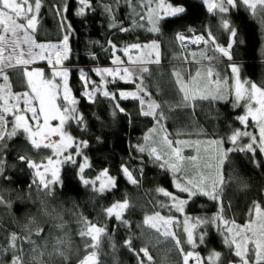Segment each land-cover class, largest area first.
<instances>
[{"label":"trees","instance_id":"trees-1","mask_svg":"<svg viewBox=\"0 0 264 264\" xmlns=\"http://www.w3.org/2000/svg\"><path fill=\"white\" fill-rule=\"evenodd\" d=\"M63 2L64 0H42L40 24L38 31L33 34L37 42L55 43L62 38L60 16L56 14L54 5ZM91 2L99 7L86 10L83 17L74 15L75 2L72 4V10L66 14L73 33L70 40L71 60L65 63L72 70L70 86L79 101V111L86 117L88 128V131H82V126L72 124L69 130L76 139L89 141V148L84 150L90 163L87 173L93 176L108 168L110 175L118 178V187L102 195L95 193L89 186L81 184L75 166L65 164L60 169V182L53 187L54 195H46L32 184L35 179L34 170L18 159L26 153L28 146L23 134H18L7 141L0 155L5 162L4 176L11 178V181L0 179V199L4 201L0 203V245H6L7 238L13 232L24 237L31 234L35 243L23 246L25 264H81L91 251L85 248L84 240L79 236L83 227L79 218L83 217L100 224L107 223V234L102 235L99 240L97 264H138L137 258L123 247L129 235L128 229L118 226L119 222L103 214V209L127 199L130 207L125 211L124 217L130 221L134 247L137 250L148 247L153 264H183V258L175 248L174 241L165 239L154 229L143 224L145 215H152L154 211H160L164 216L172 215L176 219L177 225L173 230L185 241L182 245L185 251L198 252L205 260L210 252L217 251L221 253L220 264H229V261L235 263L238 258L224 246L223 237L214 224L201 225L196 229L197 235L201 231L207 232L208 242L205 245L193 248L186 243V234L183 231L185 214L190 222L192 218L197 217L211 218L219 211L220 205L217 202L207 197H198L185 206V214L175 210L169 212L167 208L158 207L159 203L171 204V201L158 191L160 188L184 198L186 194L176 190L171 172L150 163L146 154L141 161V154L136 151L135 146L145 143L143 137L155 127V122L139 115L137 102L132 100L121 102L130 116L118 114L113 118L110 115L112 105L108 99L102 96L97 97L95 101L86 102V98L81 99L84 89L78 79V70L109 66L111 53L106 51L109 40L121 48L132 43L144 45L156 41L160 45L161 62L151 64L148 72L143 73L141 77L144 87L151 93V99L161 104L166 117L162 121L164 130L158 132L157 127L153 132L157 143L152 146L158 147L159 141L167 134L173 140L185 142L182 154L191 157L193 151L188 147L194 146L193 142L220 139L230 135L234 129H243L236 119L241 111L239 108H233L232 103L224 101H197L195 106L189 104L187 108L170 109L169 105L174 106L181 100L172 75L173 70L183 65L186 80L189 76L195 77L197 71L201 73L197 79L203 80L207 68L211 67L217 79L221 82L227 80L226 87L231 88L227 63L230 62L240 66L243 80L264 87V27L260 24V17H253L243 9L232 10L227 14L238 29V40L243 41L233 43V60L229 61L216 52L215 45L210 42L199 47L182 48L176 39L178 32L190 37H206L210 32L220 46H226L230 42L229 34L221 30L219 15L209 13L201 0H182L187 9L186 13L179 23L164 26L161 33L149 31L151 25L148 23L147 7L144 6L151 3V6L155 7L152 0H120V7L114 17L105 13L101 0ZM107 2L108 0H104V3ZM142 13L145 15L143 21L139 20ZM113 24L116 25L115 28L112 27ZM121 25L128 31H119ZM191 49L199 51L198 56L193 57L190 54ZM122 53L117 54L122 57ZM201 54L206 57L214 56L216 59L211 60L213 64H198L197 62L206 61L200 60ZM93 55L97 59L94 60ZM185 56L191 63L183 62ZM9 76L15 91L25 90L21 83V72L12 70L9 71ZM115 87L131 90L133 85L119 83ZM95 116L100 119L94 118ZM189 144L191 146H188ZM223 147L230 148L231 144L226 143ZM185 161L189 163L187 159ZM122 164L127 165L130 170H136L134 175L138 178V185L126 181L121 174ZM257 164L260 166L257 167ZM140 168H143L142 174L138 171ZM220 172L224 178V191L221 193L224 217L243 226L254 216L253 202L264 205V159L259 151L255 157L247 152H232L220 166ZM39 229L44 231L40 236H36L35 233ZM59 240L66 241V244L62 245L65 252L63 257L52 255L59 251L56 248ZM4 259L10 261L11 256Z\"/></svg>","mask_w":264,"mask_h":264},{"label":"snow or ice","instance_id":"snow-or-ice-1","mask_svg":"<svg viewBox=\"0 0 264 264\" xmlns=\"http://www.w3.org/2000/svg\"><path fill=\"white\" fill-rule=\"evenodd\" d=\"M75 2L74 15L83 17L86 10H94L99 5L93 4L91 0H64L62 4L54 5L56 14L60 16V28L62 38L58 42H37L34 35L38 31L40 24L39 14L42 8V0H0V155H2L7 141L16 137L18 133L26 136L31 147L36 150L48 149L52 155L46 156L37 162L28 155L18 157L29 169L34 170L32 184L42 190L46 195H54L53 187L60 182V166L71 164L78 168L79 179L98 194L111 192L118 187V178L110 175V170L105 168L95 177V179L85 178V170L90 167L89 157L85 153L90 144L87 140L74 138L67 131L73 121L77 126H82V131H88L86 117L78 109V99L73 94L70 86V72L72 71L65 62H70L71 36L73 29L67 22V13L72 10ZM147 6L148 23L151 25L149 31L161 33L162 28L167 24L179 23L180 18L187 9L182 0H152ZM103 10L106 14L115 16V12L120 7V0H108L104 3ZM207 11L213 15H219L221 30L230 36V42L226 46H220L215 36L210 32L205 35L194 37L186 36L182 33L176 34V39L182 46L191 43L194 45L212 43L215 51L229 61L233 60V43H243L238 40V29L230 21L229 14L232 10L243 9L250 12L253 17H260V24L264 27V0H203ZM125 6L127 4L125 3ZM145 15H139V20L143 21ZM112 27H116L115 24ZM119 31L126 32L124 26L119 27ZM189 31H191L189 29ZM106 51L111 53L109 64L111 66L94 67L92 69H79L78 79L82 82L84 89L81 99L86 98V102L95 101L97 97H104L112 105L110 115L115 118L118 114L128 115L127 109L122 106V101L132 100L137 102L138 113L142 117L151 118L155 122V127L143 137L145 143H138L135 148L141 154H146L149 162L161 169L173 174L174 186L179 193L186 194V198L165 191L163 188L158 191L167 197L171 204L159 203V208H167L169 212L175 210L185 214V206L198 197H207L220 205L219 211L211 218H192V222L185 214L183 231L186 234V243L193 248L198 245H205L207 232L201 231L196 234V229L201 225L214 224L217 231L223 237V244L231 253L238 258L235 264H264V205L253 202L252 212L254 219H250L245 225H237L236 222L225 219L223 214V203L221 193L224 191L222 185L224 178L220 172V166L224 164L229 153L247 152L255 157L257 151L264 154V87L257 86L248 80L241 78V69L235 63H230L232 85L227 88L228 81L217 79L211 67L206 70L203 80L197 79L201 73L197 71L196 76H189L185 79L183 75V65L173 70L175 85L181 100L176 105H169V108L184 107L189 104L195 106L197 101H224L232 103L233 108L244 106L246 113L239 115L236 119L243 126V129H234L231 134L220 139H213L210 144L216 146L218 165L208 174H197L189 176L184 169L185 160H189L194 166L197 164V156L185 157L182 154V146L185 142L173 140L165 134L159 141L160 147H153L157 141L153 138V132L158 127L164 130L162 121L166 119L162 106L151 99V93L146 90L143 81L136 83L137 77L135 66L140 65L141 73L148 72L147 64H160V45L153 41L151 45L132 43L123 48L117 46L112 41H108ZM123 52L127 57L125 61L117 53ZM135 54V58H134ZM193 57L196 53L191 54ZM203 56V54H201ZM93 59H97L93 55ZM179 59V57H177ZM214 60L216 57H207ZM38 62H46L49 66L51 76L46 75L45 69L33 67ZM184 63H191L184 57ZM7 70L19 71L22 73V86L25 88L20 93L13 92ZM99 78V82L93 79ZM110 78V79H109ZM119 83L134 84L135 91L119 89L115 86ZM214 85V87H213ZM111 86V87H109ZM230 97L233 99L230 100ZM147 98V99H146ZM15 101V103H12ZM62 101V103H61ZM22 105V107H21ZM12 119L9 120L8 117ZM94 118L100 119L99 116ZM56 121V124L52 122ZM249 121L258 128V136L250 133L247 129ZM11 125L10 131H4L6 126ZM54 137L58 139H54ZM248 138L249 142L242 144L241 141ZM99 141V138H97ZM230 143L232 147L224 148L223 145ZM239 145V147L237 146ZM188 146H191L190 144ZM257 167L260 165L257 164ZM125 164L121 165V174L129 184L138 185V178ZM138 171L143 173V168ZM5 162L0 158V179L11 181L10 177L4 176ZM98 185V187H97ZM0 203H4L0 199ZM130 207L125 199L123 202H115L111 206L103 209V214L107 218H114L119 222L118 226L128 229L129 235L125 239L123 247L132 253L138 264H153V257L149 254L148 247H141L138 250L134 247V236L130 228V221L124 217V213ZM79 223L83 225L79 236L84 240L85 248L91 249L81 261V264H97V250L99 240L102 235L107 234V223H97L87 218H79ZM143 224L154 229L165 239L174 241L175 248L183 258V264H190L192 260L196 264H220L221 253L212 251L207 260L200 257L198 252L185 251L182 241L173 228L177 225L176 219L172 215L164 216L160 211H154L152 215H145ZM44 229H39L35 235L40 236ZM6 245H0V264H25L24 245H34V241L29 236H20L13 232L8 238ZM160 241L158 240L157 243ZM66 241H57L58 252L52 255L63 257L65 252L62 245ZM35 250V249H33ZM115 250V246H114ZM142 254V255H141ZM11 256L10 261L4 259ZM229 264H233L229 261Z\"/></svg>","mask_w":264,"mask_h":264},{"label":"rangeland","instance_id":"rangeland-1","mask_svg":"<svg viewBox=\"0 0 264 264\" xmlns=\"http://www.w3.org/2000/svg\"><path fill=\"white\" fill-rule=\"evenodd\" d=\"M202 2H203V0H201ZM206 6V5H205ZM148 45H151V43L150 44H148ZM200 45H202V44H198V45H194V44H191V43H187V45H186V47L185 46H182V48H189L190 46H192V47H199ZM215 49V48H214ZM198 52L199 51H195V50H193V49H191V51H190V54H192V53H196V56H198L197 54H198ZM123 54V53H122ZM122 58L125 60V61H127V57L126 56H124V54L122 55ZM134 58H135V54H134ZM198 58V57H197ZM227 59V58H226ZM200 60H206L204 63H202V62H197L198 64H213V62H211L210 60H208L207 59V57H206V55H204L203 54V56L201 55V57H200ZM227 63H229L230 64V62H227ZM152 64H154V63H152ZM151 64H147V65H144V66H146L147 68L150 66ZM109 66H111V65H109ZM33 67H39V68H43V69H45V72H46V75H48L49 77L51 76V73H50V71H49V66L47 65V63L46 62H38L37 64H35V65H33ZM105 67V66H104ZM140 65H136L135 66V72H136V77H137V80H136V83H140L141 82V77H142V74L143 73H141L140 71H139V69H140ZM94 68V67H93ZM92 69V68H91ZM8 72L9 71H12V70H7ZM229 71H230V76H231V70H230V67H229ZM93 78H94V80H97V82H99V78H96V77H94L93 76ZM110 79V78H109ZM3 82L2 81H0V84H2ZM232 83H233V81H232V78H231V85H232ZM124 84V83H123ZM12 85V84H11ZM131 85H133V88L131 89L132 91H135V85L134 84H131ZM13 92H15V93H20V92H22V91H24V90H21V91H15L14 89H13V87H12V89H11ZM147 99V98H146ZM232 99H233V97H232ZM12 103H15V101H13ZM61 103H62V101H61ZM21 107H22V105H21ZM239 109H240V115H243V114H245L246 113V108L244 107V106H241V107H238ZM236 109V108H235ZM8 119L9 120H11L12 119V117L11 116H9L8 117ZM53 124H56L57 122L56 121H53L52 122ZM73 124V126H77L76 125V123H75V121H73L72 123H71V125ZM4 131H10L11 130V125L9 124L8 126H6V128L5 129H3ZM157 130H158V132H161L160 130H159V128H157ZM250 133H254L255 135H257L258 136V128H257V126L255 125V124H253L251 121H249V127H248V129H247ZM67 131L69 132V134L71 135V133H70V130H69V127H68V129H67ZM18 134H22V133H18ZM23 136L25 137V139H26V136L23 134ZM74 137V136H73ZM75 138V137H74ZM54 139H58V138H56V137H54ZM27 140V139H26ZM213 139H207V140H203V141H199V142H193L194 143V146H191V147H188V148H192L191 150L193 151V152H191L192 153V156H197V158H198V160H197V164H196V166H194L193 165V163L191 162V161H189L188 160V162L189 163H187L186 161L184 162V164H183V166H184V169H185V172L186 173H191V175L190 176H194V175H197V174H201V173H203V174H208V173H210V172H212L215 168H216V166H217V164H218V159H217V150H216V146L215 145H212V144H210V141H212ZM243 140H245V141H243ZM242 141H241V143L242 144H246V143H248L249 142V140H248V138H244ZM28 142V141H27ZM161 145H158V147H160ZM238 147H239V145H237ZM183 147H185V145L183 146ZM231 147H232V145H231ZM26 151V153L23 155V156H25V155H28L30 158H32L33 160H35V161H37V162H39V161H41V160H43L46 156H48V155H52V153H51V151L50 150H48V149H41V150H36V149H34V148H32L31 147V145H30V143L28 142V146H27V149L25 150ZM262 155V157H263V159H264V154H261ZM187 157V156H186ZM63 165H65V164H63ZM63 165H61L60 166V169L63 167ZM78 169V168H77ZM89 168H87L86 170H85V178H91V179H95V177L100 173V172H98L97 174H95V175H90V174H88L87 173V170H88ZM78 178H79V172H78ZM80 180V179H79ZM80 182H81V184L82 185H84L83 183H82V181L80 180ZM85 186V185H84ZM90 188H91V186H89ZM97 187H98V185H97ZM92 189V188H91ZM93 190V189H92ZM177 196H179L180 198H184V197H182V196H180V195H177ZM176 212V211H175ZM177 213H180V212H177ZM252 219H254V216H253V218ZM185 221V220H184ZM190 264H196V261L195 260H192L191 262H190ZM233 264H235V263H233Z\"/></svg>","mask_w":264,"mask_h":264},{"label":"bare ground","instance_id":"bare-ground-1","mask_svg":"<svg viewBox=\"0 0 264 264\" xmlns=\"http://www.w3.org/2000/svg\"><path fill=\"white\" fill-rule=\"evenodd\" d=\"M190 43V42H189Z\"/></svg>","mask_w":264,"mask_h":264}]
</instances>
